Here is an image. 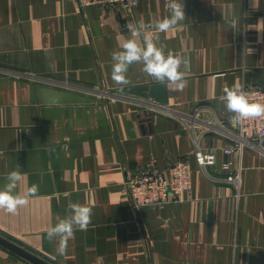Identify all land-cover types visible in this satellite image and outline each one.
I'll use <instances>...</instances> for the list:
<instances>
[{
    "label": "crops",
    "instance_id": "crops-1",
    "mask_svg": "<svg viewBox=\"0 0 264 264\" xmlns=\"http://www.w3.org/2000/svg\"><path fill=\"white\" fill-rule=\"evenodd\" d=\"M182 2L185 20L158 46L187 60V83L165 85L159 104L120 92L159 82L137 63L127 86L114 83L112 53L129 23L170 15L165 0H139L129 14L75 0H0V188L17 166L16 192L39 185L16 214L0 209V235L52 264H264V151L221 153L232 128L219 99L237 82L264 85V0ZM195 142L216 153L214 164L196 163ZM184 155L191 190L134 209L127 176ZM227 160L237 188L219 168ZM70 202L90 206L92 222L59 255L46 233L71 215ZM0 264L33 263L0 245Z\"/></svg>",
    "mask_w": 264,
    "mask_h": 264
},
{
    "label": "clouds",
    "instance_id": "clouds-1",
    "mask_svg": "<svg viewBox=\"0 0 264 264\" xmlns=\"http://www.w3.org/2000/svg\"><path fill=\"white\" fill-rule=\"evenodd\" d=\"M170 15L162 19H154L148 24L143 21L129 23L130 33L120 45L121 50L112 53L111 79L118 85L127 86L129 67L133 64H142V71L154 78L160 84L175 85V90L182 91L186 87L185 72L182 66L187 67V60L181 55L164 50L158 46L159 34L167 33L172 28L184 21L185 5L182 0H165ZM223 95L219 98L227 112L232 114L233 124H238L249 119L264 118V102L257 100L255 94L244 90L243 85L235 83L231 87L223 88ZM58 101L52 99L50 104ZM23 178L19 166L7 174V183L0 188V209L10 214L29 202V197H34L39 192V185L32 184L24 194H19L16 189ZM67 195V194H65ZM71 215L59 218L57 223L47 230V239L59 241L57 253L63 255L69 238L75 231H87L92 222L93 209L90 206L70 202L68 205Z\"/></svg>",
    "mask_w": 264,
    "mask_h": 264
},
{
    "label": "built area",
    "instance_id": "built-area-1",
    "mask_svg": "<svg viewBox=\"0 0 264 264\" xmlns=\"http://www.w3.org/2000/svg\"><path fill=\"white\" fill-rule=\"evenodd\" d=\"M79 7L92 4H107L118 6L127 14L135 7L139 0H75ZM241 84L247 92L255 94L257 100L264 102V85H249L245 81ZM107 98L116 97L109 93L101 92ZM162 108V107H161ZM225 122L232 128L227 132L230 145L221 148V153L229 155L232 152H240L244 146H248L257 152L264 151L259 144L264 139V118L249 119L238 124H233L232 114L227 113ZM193 128V125L191 126ZM194 158L200 166L212 165L216 161V153L203 150L195 142ZM220 170L228 172L226 179L238 187L239 176L237 171L232 170V161H223L219 166ZM130 204L134 209L144 206L163 207L165 204L180 201L185 192L192 187V175L189 159L186 155L175 159L163 170H157L154 163H148L141 170L129 174L125 180Z\"/></svg>",
    "mask_w": 264,
    "mask_h": 264
},
{
    "label": "water",
    "instance_id": "water-1",
    "mask_svg": "<svg viewBox=\"0 0 264 264\" xmlns=\"http://www.w3.org/2000/svg\"><path fill=\"white\" fill-rule=\"evenodd\" d=\"M120 92L143 98H152L155 102L159 104H166L168 100L165 84L160 83L123 87L120 89ZM110 95L116 98L119 97V95L117 94ZM0 245L23 257L24 259L30 261L33 264H52L49 261L21 247L20 245L14 243L13 241L7 239L2 235H0Z\"/></svg>",
    "mask_w": 264,
    "mask_h": 264
}]
</instances>
